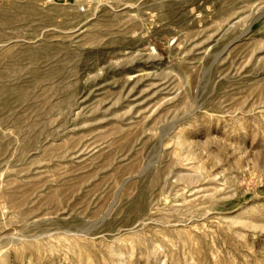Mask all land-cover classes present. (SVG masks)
Returning a JSON list of instances; mask_svg holds the SVG:
<instances>
[{"label":"rangeland","instance_id":"obj_1","mask_svg":"<svg viewBox=\"0 0 264 264\" xmlns=\"http://www.w3.org/2000/svg\"><path fill=\"white\" fill-rule=\"evenodd\" d=\"M0 264H264V0H0Z\"/></svg>","mask_w":264,"mask_h":264}]
</instances>
